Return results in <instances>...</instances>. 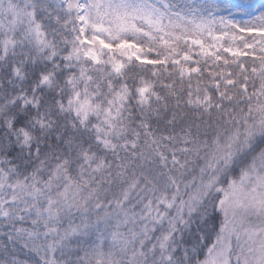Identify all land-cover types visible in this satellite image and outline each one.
<instances>
[{
    "label": "snow or ice",
    "instance_id": "obj_1",
    "mask_svg": "<svg viewBox=\"0 0 264 264\" xmlns=\"http://www.w3.org/2000/svg\"><path fill=\"white\" fill-rule=\"evenodd\" d=\"M0 264H264V0H0Z\"/></svg>",
    "mask_w": 264,
    "mask_h": 264
}]
</instances>
